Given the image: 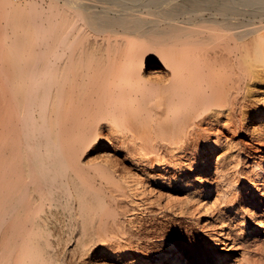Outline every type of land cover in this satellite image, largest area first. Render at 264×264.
Returning <instances> with one entry per match:
<instances>
[{"label": "bare ground", "instance_id": "1", "mask_svg": "<svg viewBox=\"0 0 264 264\" xmlns=\"http://www.w3.org/2000/svg\"><path fill=\"white\" fill-rule=\"evenodd\" d=\"M0 264H264V0H0Z\"/></svg>", "mask_w": 264, "mask_h": 264}]
</instances>
